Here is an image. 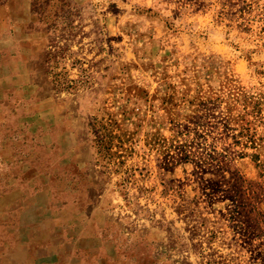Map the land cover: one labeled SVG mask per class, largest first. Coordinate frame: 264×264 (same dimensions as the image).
Here are the masks:
<instances>
[{
    "label": "rangeland",
    "instance_id": "1",
    "mask_svg": "<svg viewBox=\"0 0 264 264\" xmlns=\"http://www.w3.org/2000/svg\"><path fill=\"white\" fill-rule=\"evenodd\" d=\"M38 3L0 51V264L68 194L59 264H264V0Z\"/></svg>",
    "mask_w": 264,
    "mask_h": 264
},
{
    "label": "crops",
    "instance_id": "2",
    "mask_svg": "<svg viewBox=\"0 0 264 264\" xmlns=\"http://www.w3.org/2000/svg\"><path fill=\"white\" fill-rule=\"evenodd\" d=\"M39 0H0V51H8L13 55V53H18L20 51V46L23 44L33 43L38 46L42 42V35L44 29L42 30L39 24L40 18V8ZM50 11V8H48ZM45 42V41H44ZM49 45V44H48ZM14 71V70H13ZM23 71H15L14 74H22ZM29 73V72H26ZM8 74L10 70L8 69ZM70 196L68 210L62 213L55 214L52 217L50 212L45 214V221L42 223L43 226H38L36 230L31 233H20L21 239L14 245V249L20 255L17 259L19 264H59L58 257L62 258L65 255L66 250H68L67 245L74 244L71 239L76 236L74 231L61 232L65 227L69 226L77 228V224L84 222L88 218L87 210L82 208L77 209V205L74 199V195L68 194ZM48 214V215H47ZM54 214V213H53ZM58 215V216H57ZM57 216V217H56ZM60 218V221L55 220ZM53 218V220H52ZM25 220V219H24ZM62 222H66L65 227L60 228L59 225ZM69 225V226H68ZM76 225V226H75ZM87 236V235H86ZM90 236L81 237L75 243V246H80L82 240H89ZM32 241V242H31ZM56 245L64 243L65 246H60L59 249L51 246V242ZM36 242H39L37 244ZM82 244V243H81ZM100 249L97 248V250ZM109 256L115 259L118 251L115 249L113 251L107 248ZM56 254V255H55ZM91 257V256H90ZM88 258L87 260L91 259ZM24 259H31L25 260ZM85 261V264L89 262ZM73 264H84L82 261H74Z\"/></svg>",
    "mask_w": 264,
    "mask_h": 264
}]
</instances>
